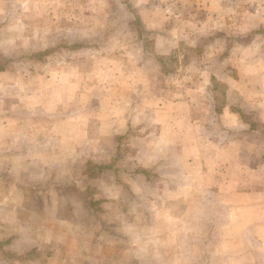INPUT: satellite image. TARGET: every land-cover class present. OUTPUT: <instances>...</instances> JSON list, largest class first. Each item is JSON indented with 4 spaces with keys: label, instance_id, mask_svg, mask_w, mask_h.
I'll use <instances>...</instances> for the list:
<instances>
[{
    "label": "crops",
    "instance_id": "0c3cea01",
    "mask_svg": "<svg viewBox=\"0 0 264 264\" xmlns=\"http://www.w3.org/2000/svg\"><path fill=\"white\" fill-rule=\"evenodd\" d=\"M110 1L94 0L104 5L97 15L104 47L74 50L54 67L30 72L31 79L25 70L23 82L6 91L0 114V205L7 206L6 215L27 212L28 222L62 216V222H76L73 229L87 227L90 238L73 237L64 252V244L25 247L29 235L20 246L0 241V264H264L254 257L264 253V0H114L118 12ZM135 21L157 35L156 54L146 56L147 38L133 33ZM116 24L121 34L112 32ZM80 26L95 27L91 20L72 25ZM210 33L217 40L216 68L200 64L192 74L183 66L176 72L164 67L179 43L191 38L195 45ZM135 45L145 53L133 54ZM139 58L162 68L146 69L135 80L138 68L128 69L126 61ZM214 77L229 93L218 115L214 100L204 97ZM127 125L151 127L150 145H164L137 150L136 158L150 157V163L128 171L131 182L105 166ZM81 163L88 168L80 170ZM102 177L106 185L96 187ZM15 199L41 212L15 207ZM80 216L85 226L77 223ZM126 228L135 233L129 237ZM65 235L59 228L52 236Z\"/></svg>",
    "mask_w": 264,
    "mask_h": 264
},
{
    "label": "rangeland",
    "instance_id": "374dc122",
    "mask_svg": "<svg viewBox=\"0 0 264 264\" xmlns=\"http://www.w3.org/2000/svg\"><path fill=\"white\" fill-rule=\"evenodd\" d=\"M110 3L111 4H108V6H110L112 9H116L118 12V9H120V4L114 0H111ZM100 7L102 8L104 7V5L99 6L97 3H94V0H0V114L3 113L2 110H6L7 102L6 100L5 102H2V99H5V97L7 96L6 91L16 89L14 88V86H19L23 82V73L25 70H28L27 74L31 79L32 76L30 72L34 74V70L50 69L58 64V62L62 59L61 56L67 57L74 50L80 51L83 49L82 52H84L85 54L87 52L85 51L86 49H92L93 47H104L102 44L98 43V38H100L99 36H101L104 31L102 30V26L104 24L102 22L103 18H100L102 14H99ZM94 12L96 14H94ZM98 14L100 15L99 19L97 17ZM114 15V19L118 20V14ZM106 18L107 17H105V19ZM89 20H91L93 22V25L95 26L93 29H88L85 27L81 28V26L79 28L72 27L74 22H79L81 24V22ZM113 23H115V21ZM39 26H42V28H39ZM111 27L112 32L121 34L120 31L122 32V28H119L117 24ZM132 31L139 38H147V41H145L148 42V44L144 46L146 56H152L150 52L156 54L155 41L157 39V35L147 34V30L138 26L136 24V21L135 26L132 28ZM233 33H236L235 29H233ZM259 33L264 34V32ZM256 35L257 33L254 34V36ZM205 36L197 38L198 42L195 45H190L194 40L191 38H188V43H179L176 49L177 52L174 55L175 59L172 60V62L169 60L162 62L164 67H166V63H168V68H166L174 69L173 71L176 72V70H178L180 66H183V68L185 67L187 69H191L192 74L198 67H200V64H207L208 68H216L218 66V60L214 59L213 52V48H215L214 46L216 45L217 41L216 37L214 33H210L209 35ZM38 40V44L34 42ZM239 43L242 42L239 41ZM108 46L111 48L114 45L108 44ZM230 46L227 47L228 50H230ZM133 48V54L135 53L140 56V54L145 53L144 51L140 50V48L138 50V47L136 45ZM127 53L128 59L131 58L130 49L127 50ZM53 54L56 55L47 61V57L49 55L52 56ZM204 55H206L208 60L198 59V56L204 57ZM181 56H184V58H186L183 62L180 60ZM141 59H137V61H126V66H128V69L130 67H133L132 69L136 67L138 68V75H133L135 77V80H139V78H141L142 76V73H144L146 69L151 70L162 68V65L159 64V61H149V59L146 61H142ZM239 62L242 63V65L244 63L242 60H239ZM224 63L222 64L226 66V63ZM7 71L11 72L9 73V76L7 75ZM32 81L34 80L32 79ZM181 82L182 81L175 76L174 85H179ZM10 83L12 86L8 88V84ZM25 84H28V82H26ZM202 94L203 93H201V95ZM204 97H206L208 100L210 99V101L214 100V103H216L217 106L215 112L218 115L219 113H221V107L226 102V99L228 100L229 93L227 92L226 87L223 86V83L215 78V80H212V84L209 86V90L207 91V93L204 94ZM142 127L143 130H139L138 125H127L126 135H122L120 138H115L114 143L112 144L113 155L110 154L112 155V157L110 161L105 164V166L117 168L116 175L117 177H119L118 174L120 173L123 176L122 180H132V176L128 175L127 173L128 171L130 172L134 170L136 165L141 166L146 163H150V157L146 158L144 155H139V157L136 158L135 155L138 149L160 148L161 146H164L161 143L150 145L151 142H149L150 137H148V135L150 133H154V131L151 130V127L149 126ZM124 128L125 126L122 127L123 130ZM208 129L211 133H214L216 131L215 125L211 124V122L208 124ZM143 137L145 139L147 138V140H144ZM95 148L100 149V151L96 152L94 155L96 156V158H101L100 156L103 155L101 148ZM95 164L98 166L97 163ZM82 168H88L87 163L86 165L81 163L79 165V169L81 170ZM116 175H113L112 178L115 177L116 179ZM95 184L96 187L97 185H106V178H98V181H96ZM97 191L99 192V190ZM100 192L105 193L106 191L102 189V191ZM15 195H17V193H15ZM98 196H101V194ZM75 197L77 200L81 199V197H79L77 193ZM15 204V207L30 209L34 211L36 215L41 212V208L39 206H18V199H15ZM6 207L7 206L0 205V241L9 240L10 243L15 242L16 245L20 246V244L22 243L21 240L24 239V236L29 235L31 240L30 243L26 244L25 247L30 245V247L33 248L34 246L38 247L44 244H48V247H58L59 245L64 244L61 245L62 252H64L71 250V247H66L65 243L70 244L69 242L71 240L73 241V237L75 240H77V236H79V239H86L88 237L87 234L89 231L87 230V227L83 231L73 229V223L76 222L65 220H63L62 222L61 219H65L62 216H59L60 219L53 221H48L45 219V217H41L39 221L30 220L28 222L26 220L27 212H22L15 218H10V216L6 215ZM65 213L68 212H64L63 214ZM22 214H24V218ZM77 214L82 215L83 213L77 212ZM31 215L32 213H30V216ZM39 216L42 215L40 214ZM107 216L110 217L109 215ZM128 216H131V214ZM144 216L146 217L147 215L145 214ZM80 221L84 226L86 225V222H83L81 216L78 219L77 223H79ZM145 221L144 223L148 222ZM126 223L133 224V222L130 221H126ZM59 228L63 229V231L66 232V235L60 238H53L52 235L54 234V232L59 230ZM126 230L129 237H131L132 234L135 233L133 231V228H126ZM67 234H69V236ZM88 238H90V236ZM132 239L133 242L134 240L138 239V237L136 236ZM241 241H244V239H242ZM72 243L73 242H71V244ZM86 243L87 242H84V244ZM48 251H50L49 248L43 249V252L45 254H47ZM248 254L249 252L241 255L239 253V256L243 257L247 256ZM48 256L51 257V255ZM12 257L14 258L13 262L15 263L18 260L17 254L14 253ZM254 257H256L257 259L258 257H262V259L264 260V253L261 254V256L254 254ZM51 261H53V258L51 259Z\"/></svg>",
    "mask_w": 264,
    "mask_h": 264
}]
</instances>
